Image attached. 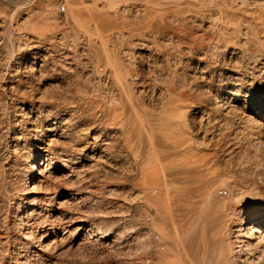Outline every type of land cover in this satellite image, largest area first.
I'll list each match as a JSON object with an SVG mask.
<instances>
[{"label":"bare ground","instance_id":"obj_1","mask_svg":"<svg viewBox=\"0 0 264 264\" xmlns=\"http://www.w3.org/2000/svg\"><path fill=\"white\" fill-rule=\"evenodd\" d=\"M42 1L41 5L34 8L33 11H38L42 14L41 18L43 19L51 12L49 6L53 3V0ZM66 1L69 8L66 23L73 26L74 31L77 32L78 29L83 28L82 19L86 13L92 15L95 20V25H93L96 30L95 37H97V41L89 42L86 49V59L88 63H91L90 66H92V68H96L98 64L104 65L102 68H99L97 72V74H102V79L98 77V75L92 77L94 74L92 75V70L90 69H86L84 75H79V71L75 69V77L78 79L74 78L75 81L71 85L65 84L69 92L67 96L65 95L66 97H64L63 93L60 91L63 86H61L62 83L60 84L61 87L55 84L49 85L52 94H40L41 96L39 98L44 103L37 107L40 113L39 124L35 130L37 137L36 139L34 138L37 140V144H34L33 149H30V143L28 145V142L24 141V144L20 145L19 143L14 145L15 148L13 147V154L15 157L12 164H9L12 182L9 184V189L6 190V192L4 190V192L5 194L8 192L16 193L18 198L16 202L17 219H15L16 234L10 236L9 227L3 224L5 226V232L0 234V251L6 249L5 251L9 252V247H12L13 252L11 250L12 256L10 258L18 260L22 259V253H24V255L30 254L28 242L22 240V227L30 226L35 229V218L41 214L47 215V219L43 221L50 222L51 228L49 227L50 229L46 233L44 232V236H35V239L38 241L39 250L42 251H38L40 252L38 254V259L40 261L47 260L53 262L44 252L48 251L51 246L53 247V243L56 244L57 237L55 236L56 234L54 235L55 229L57 228L56 221H59V223L61 221L62 223V221L71 222L73 220L79 223L77 229L74 230L75 233L77 232L79 235H82V241L93 238V236L97 237L100 242L107 240L106 238L108 235L105 233L107 231L93 224L88 226L85 220L86 217H77L78 215L75 214V212L73 213L71 209H74V211L77 210H75L74 207L71 209L69 207L73 202H71V200L76 199V192H71L69 186H82L83 184V180L80 179L82 172L73 169L70 165V163L76 164L78 157L72 155V152L69 154L66 150L58 152L57 146L53 145V142H49L46 147H43L41 143V139L44 138L46 133L56 132L58 130L64 133L63 135H65L66 142L69 144L77 139L83 138L85 132L83 133V128L80 127L79 121V119H82L83 115H79L77 118L76 114L82 110L80 109L81 104L79 105V102L84 101L87 102V105L82 108L86 107L87 109L85 108V110H87L89 116L93 117V119L90 117L94 125L92 128L94 127V129L99 130V132L103 131V133L109 137L106 141L104 140V146H101L104 152L103 155H105L106 158L110 160L111 157H117L116 152L113 150L115 147L113 144L118 143L119 139L117 140V137L121 139L122 135L124 138V144L122 146L128 148V143V145H130L129 149L132 148L133 145L142 144L144 141L147 143L145 147H139L137 151L138 155L139 152L144 154L143 161L139 167L140 176L144 177V184L142 185L143 188L139 187L142 190H139L138 193L136 192L139 195L135 198L143 200L149 208L151 221L158 231V236H156L157 246L160 245L164 253H160L159 251L156 252L154 250V245L151 243L152 240L150 241V238L143 232L135 234L137 244L142 248H139L140 251H142L143 248L153 251L155 263L161 262L163 264H264V170L261 169L264 160H260L258 156V153L262 150L264 140L260 136L256 137L258 132L262 133L264 131V0H216L220 1L219 7L217 6L219 12L217 16L211 17V20L208 19V16V18H206L210 21L209 25L206 26L212 31V35L207 38L201 34L198 35L196 33V35L192 34L194 32L190 33L189 31L192 30L187 31L186 29H182L188 26V23H190L189 21L186 22L187 20L184 19L172 20L176 22L178 26H181V28L177 31L173 30L171 32H166V34H161L160 37L165 38L166 44L165 54L163 53V59H161L163 62L161 65H158L159 62H155L158 60L153 62L151 66L152 75L148 78L145 77L143 73H140V71H132V69L136 65L137 59L143 60L147 55L148 58H150L149 55L152 54V51L154 52L153 54H155L151 42L139 39L135 45H129V48H121V50H119L118 46L124 44L125 35L118 33L116 35L114 32V35H116H113L115 44H110V36L105 34V32H110L108 26L110 25L111 18L101 19L96 14L97 9L96 11L94 9L87 10L82 0ZM116 1L117 0H107L106 3L109 6L116 4ZM139 1V3H142V1L144 2V0ZM210 3L212 4V2ZM205 5L208 6V4ZM159 6L163 7L162 5ZM165 6L167 7V5H164V7ZM178 8L181 7L179 6ZM121 9L123 14L130 10L134 11L136 19L139 20L140 23L146 24L149 22L150 12L146 6L144 9H139L137 7L130 8L122 5ZM202 16L203 15H201V17ZM201 19L205 21L204 18ZM203 21L196 22H198L199 25H203ZM26 23H28L27 20L24 21L25 27ZM0 26L2 25L0 24ZM30 26L35 29L36 26L39 28L40 25L32 26L31 23ZM42 26L44 25H41L40 29H42ZM132 26L133 24H130V27ZM2 29L3 31H7L6 27ZM17 29L18 28L15 30L17 31ZM203 32L204 31H202V33ZM153 35L157 38V34ZM71 37L72 41L76 43L78 34L74 33ZM10 39L8 44L12 45V49V47H14V41L12 37ZM208 46H212L214 50L210 49L209 51H205ZM134 48L137 49L134 50ZM157 51L159 52V50ZM10 52L11 50L7 49L5 54H10ZM196 53L198 56L195 57ZM54 54L57 53L55 52ZM207 58L213 60L214 64L206 63ZM220 58H222L223 64L219 63ZM54 62L56 61L54 60ZM146 62L147 61H145V63ZM226 63L227 66L229 65L228 67L223 66L224 64L226 65ZM35 66L36 63H33V67ZM137 69H139V67H137ZM40 70L42 76L46 77V74H43L46 70ZM140 70H143V68ZM32 71L38 70L34 68ZM247 72H250L249 76H247ZM16 73H18V71ZM66 80L68 81L69 79L67 78ZM13 86L14 85H12V87ZM71 86H73V89ZM71 90H74L73 94H71ZM1 95L3 96V94ZM24 96L26 95L22 96L21 94L20 101ZM47 100L53 104L46 103L49 102ZM241 100H243V102ZM240 102L242 104L238 105ZM201 103H203V105H205V103L211 104V110L209 112L220 114V127H223L224 130L231 129L230 127L232 126L234 116L243 115L241 118L245 121V126L248 130H245L246 133L243 131L244 133H242V135L250 138V141L245 144L249 146L250 150L245 147L244 155H242L243 146L238 152L233 150L234 139L226 141V146H222V141L219 142V140H224L228 136L219 132V136L207 138L206 133L208 128L204 133L198 134L197 131V134L193 135V130H191L192 126L190 127L188 123V116H190L189 112L191 108ZM34 104L30 105V111L35 110L36 106ZM145 104L151 106L153 110L148 111ZM249 107L251 108L247 109ZM241 110V114L238 115L236 112ZM250 110L252 114H247ZM223 111L226 113L225 116L221 117V112ZM202 112L204 113V111ZM51 118H53V122ZM44 122H48L49 125L44 127ZM210 123L214 124L211 121ZM198 124H200V122ZM19 126L21 127V125ZM214 127L216 128V126ZM232 129L234 128L232 127ZM199 130L201 131L200 128ZM222 130L221 128L219 131ZM210 133L212 132L210 131ZM144 134H147V136L145 137ZM201 135L202 137L200 138ZM242 135L241 137H243ZM19 139H22V137ZM22 147L25 148V151ZM69 147L71 146L69 145ZM118 150H120V148ZM79 151L83 152L82 149ZM252 153H255V155L252 156ZM222 154L227 156V159L225 157L223 158L226 159L225 161L220 160ZM240 155H242L241 161L244 160V163H241V167L235 173L236 175L231 172V175L229 173L228 175L225 174L226 176H224V178L221 177L219 173V169L221 168H219V165H223L222 161H224V164L226 163L228 165L232 163L235 156ZM100 159H102V157ZM110 163L113 164L109 162V166L111 165ZM58 164L64 165L65 170H69V173L76 172L75 177L72 178V174H67V171L57 173L56 171L59 170V168L55 166H58ZM43 166H45V168ZM53 166L55 167L54 169H56V173L50 170ZM46 172L49 173L47 178L44 177ZM22 173L23 176H25L24 186L19 185L23 182V178L21 177ZM130 173H133V169ZM58 174L62 175L59 176ZM140 176L136 178L140 179ZM56 182L58 184H56ZM140 184L142 183H139V185ZM4 185L7 186L8 184ZM139 185L137 184L136 186ZM217 185H223L225 187V190L221 192V194H225L222 200L215 196V192L218 191L216 188ZM76 186L74 188H76ZM5 187L3 189H5ZM148 188H151V192L149 193L148 191L150 190H148ZM133 191L131 190V192ZM152 194L155 196L153 197ZM188 195H191V199L194 195L199 198V207L186 213L185 209L188 204L185 198ZM135 198H132L133 202L131 203L136 202ZM84 199L85 198L82 197L81 201L78 200L80 201V205L85 202ZM4 200L5 198H3V202ZM243 200L244 203H239ZM97 201L98 200H96V202ZM100 204L98 203V206ZM96 208L97 207H95V209ZM140 210H142V208L139 209L138 213H142ZM80 213L81 215L84 214L83 211ZM101 213L105 212L103 211ZM75 215L77 216L75 217ZM50 219H52V221H50ZM32 221L33 223H30ZM58 231L61 230L58 229ZM119 232L121 233V231ZM119 232L116 233L118 236H120L118 234ZM117 237H115L116 239L114 240H119L120 237ZM98 239L94 240L98 241ZM100 242L97 243L99 244ZM34 243L36 242L34 241ZM80 243L84 244L86 242L83 241ZM134 243L136 242H133V244ZM56 245H54L53 248H55ZM11 252H9L10 255ZM36 260L37 259L34 257V261ZM0 264L2 263L0 262Z\"/></svg>","mask_w":264,"mask_h":264},{"label":"rangeland","instance_id":"obj_2","mask_svg":"<svg viewBox=\"0 0 264 264\" xmlns=\"http://www.w3.org/2000/svg\"><path fill=\"white\" fill-rule=\"evenodd\" d=\"M82 1L85 3L87 10L94 9L96 11V9H97L96 14L101 19H104V18L110 19L111 18L110 19L111 20L110 25L108 26V30L110 32L109 33L105 32L106 35L110 36V44H113V43L115 44L114 36H116L117 33L121 34V35H125V38L123 41L124 44L122 46L121 45L118 46L119 50H121V48H129L130 47L129 45H135L139 41V39H143L146 41L148 40L149 42H151V45L153 46L152 48H153V50H155V54H153L154 52L152 51V54L149 55L150 58L152 57L151 59L148 58V55L145 58H143V60L137 59L136 65H135L136 68L134 66L135 69L134 68L132 69V71H134V70L135 71L137 70V72L140 71V73H143V75L147 78L152 75V67L151 66L153 65V62L155 60H158V61H155L157 63L159 62L158 65L159 64L161 65L163 62L161 59H163V53L165 54L164 51L166 50V44H165V38L160 37L161 34H164V33L166 34V32H171L173 30L177 31L178 29L181 28V26H178V24L172 20L176 21L177 19H184V20H187L186 22L189 21L190 23H188V26L189 25L190 26L189 27L188 26L183 27L182 29H186L187 31L192 30L189 32L190 33L194 32L192 34H196V33L198 35L201 34L207 38L210 35H212V31L210 29H208V27L206 26V25H209V22H210V21H208V19L211 20V17L217 16V14L219 12V8H218L219 6L218 5L220 2V1H216V0L215 1H213V0H210V1L209 0H197L198 2H201L202 3L201 4L195 0H178V1L177 0H163V1L162 0H157V1L156 0H151V1L144 0V2L142 1V3H139L140 2L139 0H135V1L134 0H117L116 4L108 6L106 3L107 0H105V1L104 0H101V1L100 0H82ZM145 1H147L148 3ZM155 1L157 4L155 3ZM42 2H43L42 0H8V1L7 0H0V24L2 25V26H0V35H1L0 36V76L3 74L0 77V96H1L0 97V101H1L0 102V104H1L0 105V122H2V123H0L1 124L0 125V182L4 183V184H8L6 186V185L0 183L1 184L0 190L6 186L5 189L1 190V193H0V203H1L0 204L1 205L0 206V211H1L0 212V234L1 233L3 234L5 232L4 229L6 226V227H9L8 229L10 230V233H9V230H8V233L10 234V236H14L16 234V232H15L16 220L15 219H17V212H16L17 211V208H16L17 203L16 202H17L18 198H17L16 193L8 192V193H6L8 195V197L5 194L6 190L9 189V184L12 182L11 181L12 177L10 176V174H11L10 170L11 169L9 168L10 167L9 164L10 165L12 164V161L14 160V157H15L13 154V150L15 148L14 145L19 144V143L21 145V144H24V141H27L28 145L30 143V145H29L30 149H33V145L37 144V140H35L37 137L35 130L37 129V126L39 124V117H40L39 116L40 115L39 109L37 107L41 106L44 103L39 97L41 95H44V94H49V95L52 94V90L49 86L50 84H55V85L60 86L61 83H62L61 86L62 85L63 86L62 87L60 86V87L63 90L60 88L61 89L60 91H61V93H63V96L66 97L69 94V92L67 90L68 88H66L67 85L73 84L75 79H78L77 77H75V75H76V73L74 72L75 69L79 71V72L77 71L79 73V75H84L85 70L90 69V70H92V75L94 74L92 77H95L96 75H98V77H101V79H102V74L101 75L97 74V72H98L99 68H102V66H104L103 64H98L96 68H92V66H90L91 63H88V61L86 59V49L88 47L89 42L90 41H95V42L97 41V37H95L96 36L95 35L96 30H95V26H94L95 20L92 17V15H90L89 13H86L84 15V18L82 19L83 28L78 29L76 32V31H74L73 26L66 23L67 15L69 13V8H68V4H67L66 0H53V3L50 4V6H49L51 12L49 14H47L45 16V18H43V19L41 18L42 14H40L38 11H33V9L40 6ZM124 2H125V4H124ZM210 2H212V4ZM138 4L140 5V7ZM146 4H148L149 6ZM172 4H173V6H172ZM200 4H201V6H200ZM205 4H208V6ZM63 5L65 6V11L61 13L60 9H61V6H63ZM122 5L128 6L130 8L137 7L139 9H144L146 6L150 12L149 22L146 24L140 23L139 20L136 19L134 11H131V10L123 14L121 12ZM143 5H144V7H143ZM159 5H162L163 7H161ZM164 5H167V7L166 6L164 7ZM179 6L181 8H178ZM204 6H206V7H204ZM210 13H211V15H210ZM201 15H203V16L201 17ZM212 15H214V16H212ZM204 16H206V17H204ZM159 17H161V18H159ZM197 18H198V20H197ZM201 18H204L205 21H203V19H201ZM206 18H208V19H206ZM25 20L28 21V23H26V27L24 24ZM193 20L194 21L196 20L198 22L203 21L205 24L203 23V25H201V24L199 25L198 22L195 21V23H194ZM16 21H17V23H16ZM21 23H22V26H21ZM31 23H32V26L33 25L34 26L35 25H38V26L44 25V26L41 27L42 29H40V26H39V28H37V26H36V28L34 27L35 29H33L30 26ZM130 24L131 25L133 24V26L130 27ZM4 27L7 28V31H3L2 28H4ZM200 27H201V29H200ZM16 28H18L17 31L15 30ZM192 28H194V29H192ZM204 28H206V29H204ZM198 30H199V32H198ZM18 31H19V33L17 34ZM202 31H204V32L202 33ZM206 31H207V33H206ZM114 32L116 35H114ZM74 33L78 34V40L76 41V43H74L72 41V37H71ZM92 34H94V35H92ZM153 34H157V38ZM11 37H12V40L14 41V45H13L14 47H12V49H11L12 45L8 44L9 41L11 40L10 39ZM84 39H86V40H84ZM11 43H12V41H11ZM17 43H19V44H17ZM62 43H64V44H62ZM7 49L11 50L10 54H5ZM136 49L137 48H134V50H136ZM210 49L214 50L212 46L211 47L208 46V48L205 51H209ZM2 50H5V51H2ZM157 50H159V52ZM12 51H13V53H12ZM54 51L59 56L57 54H54L55 53ZM50 54H51V56H50ZM6 55H8V56H6ZM43 56H44V58H43ZM196 56H198L197 53H196L195 57ZM57 57H59V58H57ZM52 58L56 62H54V60ZM145 61H147V62L145 63ZM206 61H207L206 63H210L212 65L214 64V61L211 59L207 58ZM222 61H223L222 58H220L219 63L223 64ZM45 62H46V65H45ZM33 63H36L35 67H33ZM31 64H32V66H31ZM42 65H43V67H42ZM55 66H56V68L54 69ZM223 66L226 67L227 63H226V65L224 64ZM86 67H88V68H86ZM137 67H139V69H137ZM34 68H36L38 71H32ZM142 68H143V70H140ZM40 69H43V71L46 70L45 72H43L44 75L46 74V77L42 76ZM47 69L48 70L50 69V70L48 71ZM17 71H18V73H16ZM81 73H83V74H81ZM249 73L250 72H247V76L250 75ZM147 74H148V76H147ZM240 74H242V73H240ZM60 75H62V76H60ZM68 76H70V77H68ZM67 78L69 79L68 81L71 83H69L66 80ZM80 81H82V80H80ZM58 82H59V84H58ZM15 84H16V86H15ZM65 84H67V85H65ZM12 85H14V86L12 87ZM24 86H25V88H24ZM26 86H28V87H26ZM71 88L73 89V86H71ZM14 90L18 91L20 94L18 92H15ZM73 91L74 90H71V94L74 93ZM1 94H3V96ZM21 94H22V96L23 95H26V96H24V98H22V100L20 101ZM17 97H19V98H17ZM2 99H4V100H2ZM47 101H49V100H47ZM241 101L243 102V100H241ZM80 102H79V105L81 104L80 109H82V110H81V112L76 114V117L77 116L79 117V115H83L82 116L83 120L79 119V121H80V127L83 128V133L85 132L84 133L85 138L83 137L79 140L77 139L78 141L76 140V141L69 144L66 142L65 135H63L64 133H62V131L58 130L56 132L46 133L44 138L41 139V143L43 144L42 145L43 147H46L49 144V142H53L52 144L57 146L56 148L58 149V152H63L64 150H66L69 154H71V152H72V155L78 157L76 164L70 163V165L72 166L73 169H76L77 171L82 172L81 175H84V176L80 175V179L83 180V184H82V186H79V185L76 186L75 185L76 188H74L75 187L74 185L69 186V188L71 189V192H73V193L76 192V194H75L76 199L71 200V202L73 201L72 202L73 205L70 204L69 207H70V209L74 207L75 210H77V211H74V209H71L73 211V213L75 212V214L78 215V216L75 215V217L76 216L77 217L82 216L84 218L86 217L85 220L87 221L88 226L93 224L94 226L101 228L104 231H107L108 233L105 232L108 235L106 238L107 240H104V242L103 241L100 242V240L97 237L93 236V238H88L86 240H83L87 244L86 243H84V244L80 243V242H83L81 240L82 235H79V233H77V232L75 233V230H74V229H77V226H79V223H76L73 220L71 222H67V221L63 222L62 221L63 224L61 223V221H60V223H59V221H56L55 223L57 224V228L55 229L54 235L56 234L55 235L57 237L56 244H58V245L53 243L52 244L53 247H54V245H56L55 248H53L51 246L50 249H48V251L44 252L46 256H48L49 258H51L53 260V262H49L47 260L40 261L38 259L39 258L38 254L42 251L39 250L38 241L35 239V236L36 235H38L40 237L44 236L45 233L51 228L50 222H48V221L44 222L43 221L44 219H47V215L41 214L42 216L39 215V216H36L37 219L35 218V223H34L35 229L31 228L30 226L29 227L26 226L27 228L22 227V240L28 242L29 249H30V254H28V255H30V256H28L26 254L24 255V253H22V255H23L22 259H19V260L18 259H12L10 257L12 256L13 248L9 247L10 248L9 252H11V250H12L11 255L8 251H5L6 249L1 250L0 251V262L2 264H27V263H29V264H39V263L40 264H42V263L43 264H54V263L55 264H163L161 262L155 263L156 261H154L153 251H151L149 249L146 250V248H143V250L140 251L139 248L140 249H142V248L138 246L137 241L135 239V234H139V233L143 232L150 238V241L152 240L151 243L154 245V250L156 252L159 251L160 253H164V250H162L160 248V245L157 246L156 236H158V231L154 227V225L151 221L149 208L147 207V205L145 204V202L143 200L135 198L139 195V194H137L139 192V190H142L139 187L143 188L142 185L144 184L143 183L144 177L140 176L141 174H140V170H139L140 164L143 161V155L144 154L139 152V155H138L137 151L139 150V147L141 148V147H145L147 145L146 141H144L140 145H133V147L131 146L132 148L129 149L130 145H128V143H127L128 148H126V146H122L124 144L123 135H122L121 139L119 137H117V140L119 139L118 143L113 144L115 146L113 150L116 152L117 157L116 158L111 157V159H110L111 161H110L108 158L105 157V155H103L104 152H103V148H102L104 146L105 141L107 139H109V137L106 136L103 133V131L99 132V130L94 129V127L92 128V126H94L92 123L93 120H91V119H93V117L89 116V113L87 112V110H85L86 107L82 108L83 106L87 105V102H84V101H82L81 103ZM28 103H31V104L35 103L34 105L36 106V108L34 111H30V105L31 104H28ZM46 103H50V101L46 102ZM241 104L242 103L240 102V104H238V105H241ZM145 105H146L145 107H147L146 109L148 111L153 110V108L151 106H149L147 104H145ZM197 106H194L191 108V110L189 112L190 116H188V123L190 124L189 126L190 127L192 126L191 130H193L192 134L196 135L197 131H198V134L204 133V132H206L205 130L207 128H208V131L206 133L207 138H211V136L212 137L219 136V134H220L219 132L224 133L228 137L225 138L224 140H219V142L222 141L221 145L226 146V144H227L226 141L234 139V141H233L234 146L232 145L233 150H236V152H238L239 150H241L240 148L243 146L242 155H244V153H245L244 148L246 147L249 149V146H247L245 144H247V142L250 141L249 140L250 138L248 136L242 135V133H244V132L246 133V131L248 130L247 127L245 126V121L241 118V117H243V115L233 117V123H232V126L230 128L232 129V127H233L234 129L224 130L223 127H220L221 126V124H220L221 120L219 119L220 114L216 113V112L215 113L209 112L211 110V104L209 105L208 103L207 104L205 103V105H203V103H201L200 105H197ZM250 108L251 107H249L247 109H250ZM202 111H204L205 114ZM250 111H248L247 114H252V111L251 112ZM241 112H242V110L237 111L236 113L239 115V114H241ZM225 113L226 112H224V111L221 112V115H222L221 117L225 116ZM29 117H30V119H29ZM90 117H91V119H90ZM193 118L194 119L196 118V119L194 120ZM198 119H200V120H198ZM192 120H194V121H192ZM51 121L52 122L54 121L53 118H51ZM210 121L212 123H214L215 125L211 124ZM213 121H215V122H213ZM216 121H217V124H216ZM31 122H32V124H31ZM199 122H200V124H198ZM18 124L21 125V127ZM47 125H49L48 122L43 123L44 127H47ZM217 125H219V126H217ZM214 126H216L217 129ZM211 127H213V128H211ZM199 128L201 129V131L199 130ZM218 128H220V129L222 128L223 130L219 131L220 129H218ZM237 128H238V130H237ZM240 128H242V129H240ZM210 131L212 133H210ZM214 131H216V132H214ZM213 132H214V135H213ZM257 134H256V137L260 136L264 140V136H263L264 131L262 133L258 132ZM241 135L243 137H241ZM17 136L19 138L22 137V139H19ZM144 136L146 137L147 134H144ZM201 137H202V135L200 136V138ZM15 139H17V140H15ZM237 139H239V140H237ZM49 140H51V141H49ZM115 140H116V138H115ZM73 143H75V144H73ZM64 144H65V146H64ZM66 144H67V147H66ZM69 145L71 147H69ZM125 145H126V143H125ZM119 148H120V150H118ZM224 148H226V147H224ZM22 149L25 151V148L22 147ZM80 149H82L83 152H80L79 151ZM135 150H136V152H135ZM224 155L225 154H222V157L220 160L225 161L227 159V156L226 155L224 156ZM242 155L235 156L234 160L232 161L233 164L230 163L227 165L225 163L228 167L224 164V161H222V164L226 167H224L221 164L219 165V168H221V169L216 167L217 169H219V173H220L221 177L224 178V176L228 175L229 173L231 175V172H232V174L233 173L235 174L236 171L239 170V168L241 167V163H244V160H242L243 162L241 161ZM251 155L253 156V155H255V153H252ZM258 156H259L260 160H264V157H263L264 156V143H263L261 152L258 153ZM101 157L103 160L100 159ZM119 157H120V159H119ZM224 157L226 159H223ZM117 158H118V160H117ZM134 158H135V160H134ZM235 158H237V159H235ZM109 162H112L113 164L110 163L111 165L109 166ZM43 167L45 168V166H43ZM55 167L59 168L60 171L59 170L56 171V169H54ZM55 167L53 166L50 169L51 172L63 173L65 171H67V174H69V175L72 174V176H71L72 178L75 177L76 172H70L69 173L68 172L69 170H65L64 165L58 164V166H55ZM62 167H63V169H62ZM79 168H80V170H79ZM132 169H133V173H130V171L132 172ZM261 169L264 170V164L261 167ZM106 171H107V173H106ZM225 171H227V172H225ZM48 174L49 173L46 172L44 177L47 178ZM105 174H106V176H105ZM58 175L61 176L62 174H58ZM135 176L137 178H138V176H140V179H137ZM21 177L23 178L22 179L23 182H21L19 185L24 186V183H25L24 177L25 176H23V173H22ZM114 177H116V178H114ZM134 177H135V179H134ZM134 180H136V181H134ZM5 181H6V183H5ZM133 181H134V183H133ZM139 181H142V182H139ZM57 182H56V184H58ZM137 182L142 183V184L139 185V183H137ZM135 183H137L139 186H136L137 184H135ZM216 188L218 191L215 192V196H216V198H219L220 200H222L224 198L225 194H221V192H222V190H225V187L223 185H217ZM4 190H5V192H4ZM131 190L132 191L134 190V191L131 192ZM148 190H150V191H148ZM148 190H146V191H148V193L151 192V188H148ZM83 195H85V196H83ZM152 196L154 197L155 195L152 194ZM190 196L191 195H188L185 198L187 200V204H188L186 209H185L186 213H189L191 210H195L196 208L199 207V203H198L199 198L196 197V195H194L191 199ZM82 197L85 198L84 199L85 202L83 204H81L82 205L81 206L80 201H81ZM3 198H5L6 201L4 200V202H3ZM132 198L133 199L135 198V200H136V202L134 201L135 203H131V202H133ZM78 200H80V201H78ZM96 200H98V201L96 202ZM98 203L99 204L101 203V204L98 206ZM140 203H142V204H140ZM239 203H244V200L239 202ZM95 207H97V208L95 209ZM140 208H142V210H140V211H142V213H140V212L138 213ZM182 209H183V207H182ZM102 210L105 213H101V212H103ZM143 210H144V213H143ZM81 211L84 212L83 215H81V213H80ZM140 214H142V215H140ZM7 218H8V220H7ZM40 221L41 222L43 221V222L41 223ZM50 221H52V219H50ZM3 222H5V223H3ZM30 223H33V221ZM39 223H41V224H39ZM3 224H6V225L4 226ZM38 224H39V226H38ZM41 225H42V227H41ZM11 227H12V229H11ZM43 227H44V229H43ZM58 229L61 231H58ZM119 229H121V230H119ZM109 230H111L112 232ZM113 231H115V232H113ZM119 231H121V233ZM117 232H119L118 234L120 236H118L116 234ZM40 233H41V235H40ZM67 233H68V235H67ZM148 233H150V234H148ZM123 234H124V236H123ZM61 237L63 240L61 239ZM115 237H117V238L120 237V238H119V240L118 239L114 240V239H116ZM96 238L98 239V241H95V240H97ZM87 240H89V241H87ZM34 241L36 243H34ZM112 241H114V242H112ZM29 242H31V243H29ZM97 242H100V243L98 244ZM133 242H136V243H134L135 245L133 244ZM155 243H156V245H155ZM104 244H106V245H104ZM137 246H138V248H137ZM35 247H37V248H35ZM135 248H137V249H135ZM38 251H40V252H38ZM31 257H32V259H31ZM34 257L37 259L36 261H38V262L34 261ZM15 260H16V262H15ZM151 260H153V261H151ZM17 261H19V262H17Z\"/></svg>","mask_w":264,"mask_h":264},{"label":"built area","instance_id":"obj_3","mask_svg":"<svg viewBox=\"0 0 264 264\" xmlns=\"http://www.w3.org/2000/svg\"><path fill=\"white\" fill-rule=\"evenodd\" d=\"M64 11H65V6L63 5V6H61L60 12L62 13Z\"/></svg>","mask_w":264,"mask_h":264}]
</instances>
